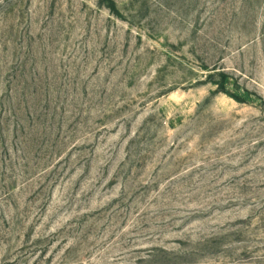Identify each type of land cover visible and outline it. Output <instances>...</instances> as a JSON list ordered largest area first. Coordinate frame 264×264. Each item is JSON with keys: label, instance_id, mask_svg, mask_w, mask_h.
<instances>
[{"label": "rangeland", "instance_id": "1", "mask_svg": "<svg viewBox=\"0 0 264 264\" xmlns=\"http://www.w3.org/2000/svg\"><path fill=\"white\" fill-rule=\"evenodd\" d=\"M0 264H264V0H0Z\"/></svg>", "mask_w": 264, "mask_h": 264}, {"label": "trees", "instance_id": "2", "mask_svg": "<svg viewBox=\"0 0 264 264\" xmlns=\"http://www.w3.org/2000/svg\"><path fill=\"white\" fill-rule=\"evenodd\" d=\"M212 76V75H211ZM219 91H224V90H219ZM237 99H239V98H237Z\"/></svg>", "mask_w": 264, "mask_h": 264}]
</instances>
